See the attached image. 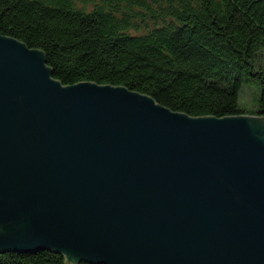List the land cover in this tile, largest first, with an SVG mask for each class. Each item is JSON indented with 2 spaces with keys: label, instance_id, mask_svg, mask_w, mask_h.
Here are the masks:
<instances>
[{
  "label": "water",
  "instance_id": "95a60500",
  "mask_svg": "<svg viewBox=\"0 0 264 264\" xmlns=\"http://www.w3.org/2000/svg\"><path fill=\"white\" fill-rule=\"evenodd\" d=\"M73 263L264 264V116H191L52 75L0 34V251Z\"/></svg>",
  "mask_w": 264,
  "mask_h": 264
},
{
  "label": "trees",
  "instance_id": "16d2710c",
  "mask_svg": "<svg viewBox=\"0 0 264 264\" xmlns=\"http://www.w3.org/2000/svg\"><path fill=\"white\" fill-rule=\"evenodd\" d=\"M0 34L43 50L64 84L123 85L191 116L246 113L255 80L264 116V0H0ZM0 264L100 263L43 248Z\"/></svg>",
  "mask_w": 264,
  "mask_h": 264
},
{
  "label": "rangeland",
  "instance_id": "374dc122",
  "mask_svg": "<svg viewBox=\"0 0 264 264\" xmlns=\"http://www.w3.org/2000/svg\"><path fill=\"white\" fill-rule=\"evenodd\" d=\"M78 1L80 2V0ZM260 90L261 86L255 80L243 86L240 92L239 103L246 112H254V109H256Z\"/></svg>",
  "mask_w": 264,
  "mask_h": 264
}]
</instances>
